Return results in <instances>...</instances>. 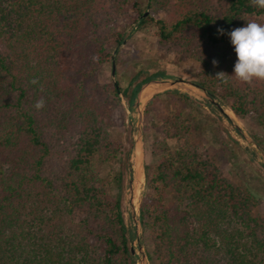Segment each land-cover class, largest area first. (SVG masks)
Wrapping results in <instances>:
<instances>
[{
  "label": "trees",
  "instance_id": "obj_1",
  "mask_svg": "<svg viewBox=\"0 0 264 264\" xmlns=\"http://www.w3.org/2000/svg\"><path fill=\"white\" fill-rule=\"evenodd\" d=\"M123 21L152 30L161 51L197 61L194 85L264 132V80L215 78L234 75L237 60L218 29L264 24L251 0H0V264H138L136 227L123 210L133 126L128 150L112 131L126 126L123 99L134 111L143 85L169 76L148 73L130 95L116 80L99 81L104 65L119 64ZM191 101L171 89L145 107L147 119L163 107L139 214L153 244L149 263L264 264L260 202L196 139L199 113L184 114ZM254 143L264 152V137Z\"/></svg>",
  "mask_w": 264,
  "mask_h": 264
},
{
  "label": "rangeland",
  "instance_id": "obj_2",
  "mask_svg": "<svg viewBox=\"0 0 264 264\" xmlns=\"http://www.w3.org/2000/svg\"><path fill=\"white\" fill-rule=\"evenodd\" d=\"M147 13L149 14L150 11ZM152 16L158 19L163 17L164 13L157 14L153 12ZM121 28L125 30L129 38L118 50L117 59L119 64L115 76L113 77V66L107 64L103 66L99 74V81L105 84L116 80L123 89L130 87L128 90V95H130L134 87L143 81L148 73L166 72L169 76L161 83L152 85L153 91L148 96V101L145 104L141 101L140 109L134 106V111H131L123 99L126 107V126L119 125L112 131L114 139L127 144L129 125L133 126V137L135 139L139 137V129L142 130L143 142H140L142 147L140 148L141 172H136V159L134 153H132L130 157L134 167V175L126 177L127 185L123 210L130 229L136 227L135 219L140 214V204L145 189L144 165L157 160L152 157L151 150L153 143L161 139L158 126L161 123L160 114L163 107L159 106L158 110L153 112L148 119L144 115L145 107L155 94L171 89L180 90L192 98L189 108L184 114L189 117V114L195 109L199 113V119L192 120L196 127V139L202 142L203 149L210 157L217 156L219 168L227 179L251 189L260 202L257 211L264 214V152L254 143L255 137H264L262 129L251 118L239 119L224 105L221 106L224 111L206 106L205 100L207 97L205 93L191 84L196 80V72L199 68L197 61L161 51L158 46V38L152 30H137L126 21L121 23ZM180 78H183L185 82L169 83ZM237 126H239L242 133L238 131ZM175 144L174 140L169 141L171 147ZM125 147L128 150V144ZM124 158L125 154L122 159L120 158L115 162L117 170L122 169ZM132 178H134V192L130 188ZM141 232L144 240L141 243L135 241L131 245L136 250L138 264H141L140 260L143 258V255L139 252L140 245L148 256L146 264H150L149 254L153 250V244L149 239V235L145 234L143 229H141Z\"/></svg>",
  "mask_w": 264,
  "mask_h": 264
},
{
  "label": "clouds",
  "instance_id": "obj_3",
  "mask_svg": "<svg viewBox=\"0 0 264 264\" xmlns=\"http://www.w3.org/2000/svg\"><path fill=\"white\" fill-rule=\"evenodd\" d=\"M251 3L254 7L264 9V0H251ZM218 32L230 37L237 60L234 65V75L219 71L215 78L224 83H228L229 76L249 84L253 80H264V24L248 21L244 27L234 28L227 33L223 28H219ZM212 64L218 66L219 61L213 59ZM32 83L37 84L38 81L33 80ZM33 107L40 111L46 107V101L41 98L34 103Z\"/></svg>",
  "mask_w": 264,
  "mask_h": 264
},
{
  "label": "water",
  "instance_id": "obj_4",
  "mask_svg": "<svg viewBox=\"0 0 264 264\" xmlns=\"http://www.w3.org/2000/svg\"><path fill=\"white\" fill-rule=\"evenodd\" d=\"M148 14V13H147ZM146 14V15H147ZM115 72H116V67H115V64H113V77L115 76ZM162 82V80H154V81H151V82H149V83H147V84H145L142 88H141V90H140V92L138 93V96H137V99H136V102H135V104H134V106H137L138 107V109H140V106H141V101H140V98H141V94H142V92H143V90L146 88V86H149V85H154V84H158V83H161ZM180 82H185V80L183 79V78H180V79H178V80H176V81H174V82H169V83H171V84H175V83H180ZM192 85H194V83H191ZM195 86V85H194ZM198 88V87H197ZM201 90V89H200ZM204 92V91H203ZM205 93V95H206V100H205V103L206 104H216L218 107H219V109H221L222 111H224L223 110V108L221 107V105L219 104V103H217L212 97H210V96H208L207 94H206V92H204ZM237 129H238V131L240 132V133H242L241 132V129L239 128V126H237ZM134 138V137H133ZM143 142V137H142V130L141 129H139V137L137 138V139H135L134 138V148H133V151H132V153L134 152V150H135V147H136V143L137 142ZM134 175V174H133ZM130 184H131V186H130V188H131V190L134 192V178H132L131 179V181H130ZM136 233H137V241L139 242V243H141L143 240H144V237H143V234H142V232H141V229H142V225H141V222H140V218H139V216L138 217H136ZM135 241H132V243H134ZM131 252H132V254L133 255H136L137 256V253H136V250H135V248L132 246L131 247ZM139 252H140V254H142L143 255V258H142V260H140V263L141 264H146V262H147V260H148V256L145 254V251H144V249H143V247L140 245V249H139Z\"/></svg>",
  "mask_w": 264,
  "mask_h": 264
},
{
  "label": "bare ground",
  "instance_id": "obj_5",
  "mask_svg": "<svg viewBox=\"0 0 264 264\" xmlns=\"http://www.w3.org/2000/svg\"><path fill=\"white\" fill-rule=\"evenodd\" d=\"M153 91V86L152 85H149V86H146V88L143 90L142 94H141V98H140V101L143 102V104H145L147 101H148V96L151 95ZM141 143L140 142H137L136 143V147H135V150H134V156H135V159H136V172H141V165H142V158H141ZM138 150V151H137ZM139 173H136L137 175Z\"/></svg>",
  "mask_w": 264,
  "mask_h": 264
}]
</instances>
